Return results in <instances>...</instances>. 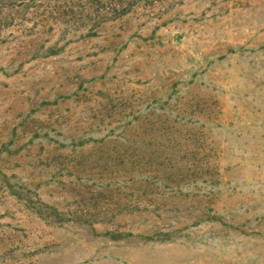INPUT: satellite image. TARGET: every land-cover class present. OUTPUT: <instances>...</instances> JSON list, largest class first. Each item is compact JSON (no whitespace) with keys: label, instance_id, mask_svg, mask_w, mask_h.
Wrapping results in <instances>:
<instances>
[{"label":"rangeland","instance_id":"rangeland-1","mask_svg":"<svg viewBox=\"0 0 264 264\" xmlns=\"http://www.w3.org/2000/svg\"><path fill=\"white\" fill-rule=\"evenodd\" d=\"M0 264H264V0H0Z\"/></svg>","mask_w":264,"mask_h":264},{"label":"crops","instance_id":"crops-1","mask_svg":"<svg viewBox=\"0 0 264 264\" xmlns=\"http://www.w3.org/2000/svg\"><path fill=\"white\" fill-rule=\"evenodd\" d=\"M13 94H14L15 96H17L18 98L21 97V96H20L18 93H16V92H14ZM22 100L25 101L23 98H22ZM25 102H26V101H25ZM13 103H14V101H13ZM31 109H32V108H29V109H28V112L31 111Z\"/></svg>","mask_w":264,"mask_h":264}]
</instances>
